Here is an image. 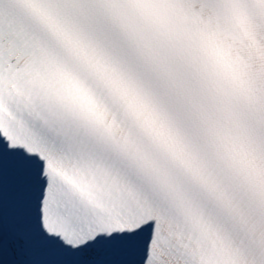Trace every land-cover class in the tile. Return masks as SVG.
Wrapping results in <instances>:
<instances>
[{
	"label": "snow or ice",
	"instance_id": "obj_1",
	"mask_svg": "<svg viewBox=\"0 0 264 264\" xmlns=\"http://www.w3.org/2000/svg\"><path fill=\"white\" fill-rule=\"evenodd\" d=\"M0 264H264V0H0Z\"/></svg>",
	"mask_w": 264,
	"mask_h": 264
}]
</instances>
